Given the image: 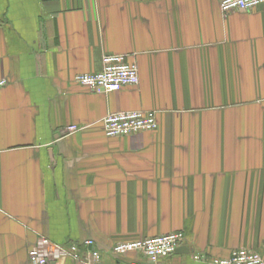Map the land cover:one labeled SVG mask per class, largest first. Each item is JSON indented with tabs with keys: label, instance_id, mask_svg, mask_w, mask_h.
I'll return each instance as SVG.
<instances>
[{
	"label": "crops",
	"instance_id": "1",
	"mask_svg": "<svg viewBox=\"0 0 264 264\" xmlns=\"http://www.w3.org/2000/svg\"><path fill=\"white\" fill-rule=\"evenodd\" d=\"M220 1L0 0V264H30L41 238L134 264L110 249L175 232L187 253L159 264L264 255V4ZM109 54L136 65V86L73 82ZM133 111L157 129L103 134Z\"/></svg>",
	"mask_w": 264,
	"mask_h": 264
},
{
	"label": "built area",
	"instance_id": "2",
	"mask_svg": "<svg viewBox=\"0 0 264 264\" xmlns=\"http://www.w3.org/2000/svg\"><path fill=\"white\" fill-rule=\"evenodd\" d=\"M264 4V0H221L219 7L223 14L247 12ZM73 82L93 92L113 93L125 87H134L139 82L138 70L134 63L124 55L109 54L103 56L102 69L97 73L74 76ZM7 85L0 80V89ZM103 134L107 138L133 136L157 129L154 111L118 112L105 116L101 120ZM76 128H68L74 131ZM182 233L154 236L142 240L115 244L110 253L119 258L129 253L140 254L144 261L134 264H159L160 260L176 254L182 247ZM194 260H200L194 256ZM72 263L99 264L100 254L92 240L74 242L64 247L54 246L48 239L41 238L38 245L29 252L30 264H58L61 261ZM211 264H264V255L253 250L239 248L233 250L225 259L213 258Z\"/></svg>",
	"mask_w": 264,
	"mask_h": 264
},
{
	"label": "water",
	"instance_id": "3",
	"mask_svg": "<svg viewBox=\"0 0 264 264\" xmlns=\"http://www.w3.org/2000/svg\"><path fill=\"white\" fill-rule=\"evenodd\" d=\"M182 253H187V250L185 248H179L177 251H176V254H182Z\"/></svg>",
	"mask_w": 264,
	"mask_h": 264
}]
</instances>
